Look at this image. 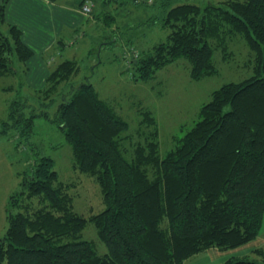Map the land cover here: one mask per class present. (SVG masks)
Here are the masks:
<instances>
[{
	"label": "trees",
	"instance_id": "trees-1",
	"mask_svg": "<svg viewBox=\"0 0 264 264\" xmlns=\"http://www.w3.org/2000/svg\"><path fill=\"white\" fill-rule=\"evenodd\" d=\"M6 1L0 5V76L19 77L20 94L0 132L10 127L28 140L35 117H50L44 107L55 93L49 119L71 147L73 168L99 185L104 207L88 218L76 212L54 160L34 152L8 200L0 264H182L206 249H235L257 238L264 217V0H161L163 16L149 23L161 20L167 37L129 60L133 78L147 80L179 58L190 64L192 78L210 75L213 50L224 46L226 34H241L255 56L253 74L215 89L163 155L156 131L126 153L127 122L89 79L73 82L75 60L51 67L45 86L33 92L41 107L35 112L22 94L32 51L20 29L4 22ZM89 222L103 253L81 237ZM257 250L259 260L229 257L221 264H264V250Z\"/></svg>",
	"mask_w": 264,
	"mask_h": 264
},
{
	"label": "rangeland",
	"instance_id": "rangeland-1",
	"mask_svg": "<svg viewBox=\"0 0 264 264\" xmlns=\"http://www.w3.org/2000/svg\"><path fill=\"white\" fill-rule=\"evenodd\" d=\"M64 1L74 4L76 0ZM90 1L89 12L81 11L84 0L79 11L92 15L98 21H94L92 26L88 22L76 27L77 39L70 31L66 39L73 36L74 42L57 59L73 57L77 70L73 82L89 79L100 98L111 104L127 122L122 143L129 155L137 143L145 145L146 139H151L152 131H156L155 140L160 154H165L198 119L201 107L211 99L215 89L253 74V51L241 34H226L224 46L215 45L213 50L214 72L210 75L192 78L190 64L185 58H179L156 70L147 80L133 78L129 60L138 55L139 50L150 48L167 37L168 28L161 25V20L149 23L155 16L159 17L161 0ZM18 83L19 77L0 76V130L11 103L19 97ZM33 92L26 86L22 87V94L30 98V104L38 112L41 107L37 100L34 101ZM16 99L24 102L21 97ZM58 99L53 93L54 101L44 107L51 119ZM49 118L43 115L35 117L28 140L18 138L10 127L0 132V237L8 225V200L19 190L24 173L30 169L34 152L39 151V155L54 160L59 180L68 185V192L73 196L76 212L88 218L104 207L99 185L93 177L73 168L71 147L58 125ZM81 237L92 241L99 253L106 251L93 223L86 224ZM191 263L187 260L184 264Z\"/></svg>",
	"mask_w": 264,
	"mask_h": 264
},
{
	"label": "crops",
	"instance_id": "crops-1",
	"mask_svg": "<svg viewBox=\"0 0 264 264\" xmlns=\"http://www.w3.org/2000/svg\"><path fill=\"white\" fill-rule=\"evenodd\" d=\"M81 2L82 0H76L74 4H68L64 0L6 1L4 22L20 29L22 41L32 51L23 74L24 86L28 89H42L54 64L64 59L75 60L73 57L57 59L68 48L67 46L74 42L73 36L66 39L68 33L73 31L74 39H77L79 34L76 27L84 26L88 22L92 26L94 21H98L93 19L92 15H85L79 11ZM1 3L2 0L0 5ZM257 249L264 250V217L260 232L254 241L230 250L212 247L190 256L184 263L188 260L193 262L191 264H221L229 257L259 260L262 252Z\"/></svg>",
	"mask_w": 264,
	"mask_h": 264
},
{
	"label": "built area",
	"instance_id": "built-area-1",
	"mask_svg": "<svg viewBox=\"0 0 264 264\" xmlns=\"http://www.w3.org/2000/svg\"><path fill=\"white\" fill-rule=\"evenodd\" d=\"M91 1L90 0H84V2L81 4V11L86 13L91 10Z\"/></svg>",
	"mask_w": 264,
	"mask_h": 264
}]
</instances>
